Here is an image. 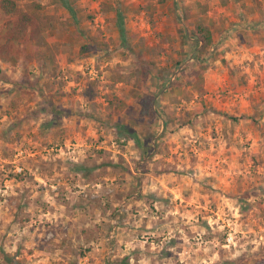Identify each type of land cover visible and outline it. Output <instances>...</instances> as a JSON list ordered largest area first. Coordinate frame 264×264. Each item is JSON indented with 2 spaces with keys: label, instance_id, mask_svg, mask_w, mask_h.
Returning <instances> with one entry per match:
<instances>
[{
  "label": "rangeland",
  "instance_id": "1",
  "mask_svg": "<svg viewBox=\"0 0 264 264\" xmlns=\"http://www.w3.org/2000/svg\"><path fill=\"white\" fill-rule=\"evenodd\" d=\"M35 1L50 52L0 57V264H264V0Z\"/></svg>",
  "mask_w": 264,
  "mask_h": 264
},
{
  "label": "trees",
  "instance_id": "2",
  "mask_svg": "<svg viewBox=\"0 0 264 264\" xmlns=\"http://www.w3.org/2000/svg\"><path fill=\"white\" fill-rule=\"evenodd\" d=\"M166 0H161L165 2ZM222 6H227L229 0H219ZM240 2L241 0H236ZM101 10L109 13L116 11L115 5L112 0H102L100 3ZM0 10L3 15L13 18L11 23L5 27L3 34V44L0 50V57L4 62L15 63V58L10 55L12 46L19 47L22 44H31L33 47L34 55L43 56L45 53L50 52V46L45 38V34L53 29L56 25V17L54 15H48L44 12V5L35 1L27 0L22 6L18 5L15 0H0ZM207 8H203L205 12ZM192 35L199 41L203 47H208L213 43V33L204 24L195 21L192 30ZM41 49H44L42 51ZM89 50V47L83 46L80 51L85 52ZM204 89V77L202 74H197L195 80L191 85V91L186 92L187 95L192 92L203 94ZM176 101H173L175 103ZM140 116H148L150 114V106L145 99L140 100ZM200 108H205L203 103L200 107H195L187 112L190 116H199ZM192 114V115H191ZM189 121L186 125H190ZM16 264H21L16 262Z\"/></svg>",
  "mask_w": 264,
  "mask_h": 264
},
{
  "label": "crops",
  "instance_id": "3",
  "mask_svg": "<svg viewBox=\"0 0 264 264\" xmlns=\"http://www.w3.org/2000/svg\"><path fill=\"white\" fill-rule=\"evenodd\" d=\"M204 78H205V75H204ZM205 80V79H204ZM240 98H243V96H240ZM134 106H135V110H137V108H138V106H137V103H134ZM184 127V126H183ZM192 129V128H191ZM181 130V129H180ZM158 152V151H157ZM162 152H159L157 155H160ZM160 157H162L161 155H160ZM159 157V158H160ZM154 160V159H153Z\"/></svg>",
  "mask_w": 264,
  "mask_h": 264
},
{
  "label": "built area",
  "instance_id": "4",
  "mask_svg": "<svg viewBox=\"0 0 264 264\" xmlns=\"http://www.w3.org/2000/svg\"><path fill=\"white\" fill-rule=\"evenodd\" d=\"M228 240H230V239H228Z\"/></svg>",
  "mask_w": 264,
  "mask_h": 264
}]
</instances>
